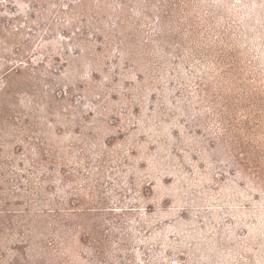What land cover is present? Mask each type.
Returning <instances> with one entry per match:
<instances>
[{
    "label": "rangeland",
    "instance_id": "374dc122",
    "mask_svg": "<svg viewBox=\"0 0 264 264\" xmlns=\"http://www.w3.org/2000/svg\"><path fill=\"white\" fill-rule=\"evenodd\" d=\"M0 264H264V0H0Z\"/></svg>",
    "mask_w": 264,
    "mask_h": 264
},
{
    "label": "trees",
    "instance_id": "16d2710c",
    "mask_svg": "<svg viewBox=\"0 0 264 264\" xmlns=\"http://www.w3.org/2000/svg\"><path fill=\"white\" fill-rule=\"evenodd\" d=\"M16 72H18V71H16ZM16 72H15V73H16ZM49 212H51V211H49ZM52 212H55V213H58V214H59V212L56 211L55 209H53Z\"/></svg>",
    "mask_w": 264,
    "mask_h": 264
}]
</instances>
